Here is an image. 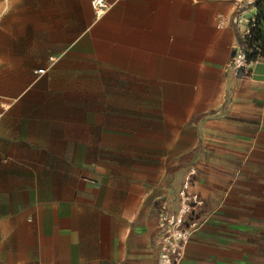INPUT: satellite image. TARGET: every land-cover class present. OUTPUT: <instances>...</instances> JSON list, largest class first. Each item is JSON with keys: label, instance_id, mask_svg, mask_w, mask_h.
I'll list each match as a JSON object with an SVG mask.
<instances>
[{"label": "crops", "instance_id": "1", "mask_svg": "<svg viewBox=\"0 0 264 264\" xmlns=\"http://www.w3.org/2000/svg\"><path fill=\"white\" fill-rule=\"evenodd\" d=\"M232 1L0 0V264H155L188 175L207 221L180 264H264V82L227 71Z\"/></svg>", "mask_w": 264, "mask_h": 264}, {"label": "built area", "instance_id": "2", "mask_svg": "<svg viewBox=\"0 0 264 264\" xmlns=\"http://www.w3.org/2000/svg\"><path fill=\"white\" fill-rule=\"evenodd\" d=\"M116 1L119 0H90L95 19L104 17ZM232 2L235 10L231 25L237 33V44L234 47V55L227 65V71L234 75L240 71L242 77H250L254 65L264 62L262 58L264 45L261 41L255 40L256 29H260L262 37H264V29L257 20L258 11L253 6L255 0H233ZM38 73L43 74L44 71L40 70ZM189 185L190 176L188 175L178 193L176 211L170 212L164 205L156 209L158 228L155 244L158 247V253L155 264H180L190 235L207 221L206 215L200 218L202 201L198 196L187 193Z\"/></svg>", "mask_w": 264, "mask_h": 264}, {"label": "trees", "instance_id": "3", "mask_svg": "<svg viewBox=\"0 0 264 264\" xmlns=\"http://www.w3.org/2000/svg\"><path fill=\"white\" fill-rule=\"evenodd\" d=\"M255 8L258 11V23L259 25L262 24V28L264 29V0H258ZM255 37H256V41H261V43L264 45V37L261 36V31L259 28L256 29L255 31ZM264 59V55L262 57Z\"/></svg>", "mask_w": 264, "mask_h": 264}, {"label": "water", "instance_id": "4", "mask_svg": "<svg viewBox=\"0 0 264 264\" xmlns=\"http://www.w3.org/2000/svg\"><path fill=\"white\" fill-rule=\"evenodd\" d=\"M258 0H255L253 6L256 5ZM251 76L253 80L264 82V63H256L251 71ZM241 72H237V78H241Z\"/></svg>", "mask_w": 264, "mask_h": 264}]
</instances>
